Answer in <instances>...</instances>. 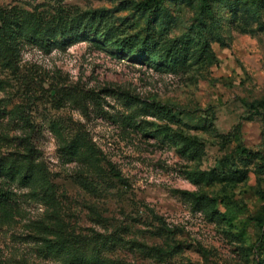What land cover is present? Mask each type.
I'll use <instances>...</instances> for the list:
<instances>
[{
	"label": "rangeland",
	"instance_id": "1",
	"mask_svg": "<svg viewBox=\"0 0 264 264\" xmlns=\"http://www.w3.org/2000/svg\"><path fill=\"white\" fill-rule=\"evenodd\" d=\"M139 1L0 0V264H264V0Z\"/></svg>",
	"mask_w": 264,
	"mask_h": 264
},
{
	"label": "trees",
	"instance_id": "2",
	"mask_svg": "<svg viewBox=\"0 0 264 264\" xmlns=\"http://www.w3.org/2000/svg\"><path fill=\"white\" fill-rule=\"evenodd\" d=\"M162 0H141L137 3H135V7L139 10H148L151 9L157 5L160 4ZM203 2H206L208 0H202ZM208 8V7H206ZM2 17L0 13V23L2 22ZM2 32L7 33V31L3 30V24L0 25V35ZM10 33V38L14 36V33L12 31H9ZM146 41H142L141 44H145ZM21 181L22 183H27V176L24 175L22 177L18 176V171L14 169L10 163H8V158L6 155H1L0 154V212H5L7 209L8 205V200H9V189L7 188V185H9L11 182L15 181ZM6 213V212H5ZM4 213V214H5ZM43 248H46L47 253L54 252L55 244H45Z\"/></svg>",
	"mask_w": 264,
	"mask_h": 264
}]
</instances>
